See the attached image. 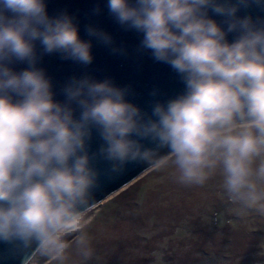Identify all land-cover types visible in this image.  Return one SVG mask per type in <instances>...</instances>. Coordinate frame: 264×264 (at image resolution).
<instances>
[{
    "label": "clouds",
    "instance_id": "clouds-1",
    "mask_svg": "<svg viewBox=\"0 0 264 264\" xmlns=\"http://www.w3.org/2000/svg\"><path fill=\"white\" fill-rule=\"evenodd\" d=\"M94 45L147 55L182 88L153 85L142 107L132 83L90 70ZM49 56L81 71L56 81ZM129 164L188 186L219 173L237 215L264 216V0H95L83 22L48 0H0V243L19 264L90 261L101 177Z\"/></svg>",
    "mask_w": 264,
    "mask_h": 264
},
{
    "label": "rangeland",
    "instance_id": "rangeland-1",
    "mask_svg": "<svg viewBox=\"0 0 264 264\" xmlns=\"http://www.w3.org/2000/svg\"><path fill=\"white\" fill-rule=\"evenodd\" d=\"M215 176L188 186L171 169L144 173L96 204L94 256L68 264H264V216L237 215Z\"/></svg>",
    "mask_w": 264,
    "mask_h": 264
},
{
    "label": "water",
    "instance_id": "water-1",
    "mask_svg": "<svg viewBox=\"0 0 264 264\" xmlns=\"http://www.w3.org/2000/svg\"><path fill=\"white\" fill-rule=\"evenodd\" d=\"M94 2L95 0H48V10L53 12L58 8L67 7L69 11L78 12L83 22L84 13L91 8ZM253 14H255V10H253ZM99 21L103 27L114 34L118 42L123 40L130 48L137 43V37L133 33L119 31L106 15L101 16ZM93 54L94 61L90 70L97 76L109 74L121 84L132 83L139 94L136 102L140 103L142 107H147V100L149 99L147 92L153 85L160 86L167 94H172L182 88V85L175 79L174 74L166 65L154 63L147 55L142 60H125L111 56L106 49L96 45L93 47ZM44 66L56 81H60L74 72L79 74L81 71L70 62L60 61L56 56L45 57ZM98 143V139L94 136L93 150L98 146ZM97 166L103 170L107 164L99 162ZM144 167L146 165L129 164L120 175H114L111 179L102 176L101 188L96 191L94 197L96 204L120 192L146 173ZM0 264H19L17 257L2 243H0Z\"/></svg>",
    "mask_w": 264,
    "mask_h": 264
},
{
    "label": "trees",
    "instance_id": "trees-1",
    "mask_svg": "<svg viewBox=\"0 0 264 264\" xmlns=\"http://www.w3.org/2000/svg\"><path fill=\"white\" fill-rule=\"evenodd\" d=\"M215 178H216V176H215V177H211V178L209 179V181L213 183V182L215 181Z\"/></svg>",
    "mask_w": 264,
    "mask_h": 264
}]
</instances>
